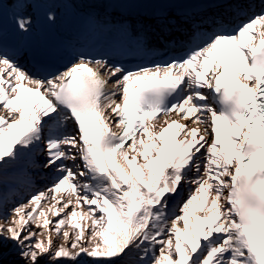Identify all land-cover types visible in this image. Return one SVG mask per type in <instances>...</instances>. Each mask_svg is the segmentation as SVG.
I'll use <instances>...</instances> for the list:
<instances>
[{"label":"snow or ice","instance_id":"6c2138e0","mask_svg":"<svg viewBox=\"0 0 264 264\" xmlns=\"http://www.w3.org/2000/svg\"><path fill=\"white\" fill-rule=\"evenodd\" d=\"M254 3H65L151 9L119 28L145 54L147 30L187 35L183 55L150 66L77 52L32 73L0 41L2 264L5 248L25 264H264V0ZM190 4L222 10L194 18ZM44 9L54 22L47 0H0L22 37ZM37 155L50 179L39 189Z\"/></svg>","mask_w":264,"mask_h":264},{"label":"bare ground","instance_id":"6f19581e","mask_svg":"<svg viewBox=\"0 0 264 264\" xmlns=\"http://www.w3.org/2000/svg\"><path fill=\"white\" fill-rule=\"evenodd\" d=\"M44 157L41 155H37L35 157V168H30V172L33 177L34 184L36 188H43L47 183H50L49 175L47 170H44L40 167V165L43 163ZM38 188V189H39ZM6 255L4 257V264H25V262L19 257H17L14 254H8L9 249H4ZM2 264V262H0ZM40 264H48V258L44 257ZM56 264H96L95 261H93L91 258H88L84 255H81V257L76 261H71L67 259H61L56 261Z\"/></svg>","mask_w":264,"mask_h":264}]
</instances>
